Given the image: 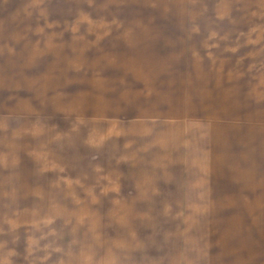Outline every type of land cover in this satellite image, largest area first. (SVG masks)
<instances>
[{
	"label": "rangeland",
	"instance_id": "rangeland-1",
	"mask_svg": "<svg viewBox=\"0 0 264 264\" xmlns=\"http://www.w3.org/2000/svg\"><path fill=\"white\" fill-rule=\"evenodd\" d=\"M263 28L264 0H0V264H264V115L204 98L261 83Z\"/></svg>",
	"mask_w": 264,
	"mask_h": 264
},
{
	"label": "crops",
	"instance_id": "crops-1",
	"mask_svg": "<svg viewBox=\"0 0 264 264\" xmlns=\"http://www.w3.org/2000/svg\"><path fill=\"white\" fill-rule=\"evenodd\" d=\"M262 33V37L258 38V42L261 45V47L263 48V50L261 48H258V50L260 51H264V28L261 31ZM243 72H241L240 74H242ZM216 74V73H215ZM262 79V76H251L250 74H245L244 75H239L237 76L235 79H230L229 81H225V82H216V84H214V82L212 83L213 86L205 92L206 95H204V98L210 99L211 98H217L220 100H224L226 101V105H222L220 107L222 108H229V107H233L236 106L235 104L240 105V100L247 99L250 101V106H252V109L255 110V108H260V111L258 112V115H264V78H263V82L261 81V83L259 82L258 79ZM206 80V79H205ZM208 80H206L207 82ZM220 83V85H219ZM245 84V86H244ZM263 84V85H262ZM207 87V86H206ZM205 87V88H206ZM204 88V89H205ZM263 88V93L262 94H255L252 92H256L257 93V89ZM247 89V94H245ZM217 91L219 93V95L216 96H210L209 93L211 92H215ZM251 92V93H250ZM230 99L235 100V104L230 103ZM263 100V101H261ZM226 111L222 110L221 114H225ZM260 120L264 121V116L263 118H261ZM249 123H251L250 121H248Z\"/></svg>",
	"mask_w": 264,
	"mask_h": 264
}]
</instances>
